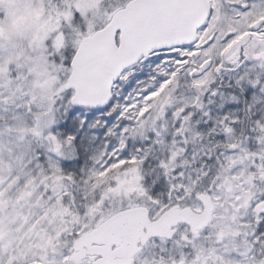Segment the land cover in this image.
Segmentation results:
<instances>
[{"label": "snow or ice", "instance_id": "snow-or-ice-1", "mask_svg": "<svg viewBox=\"0 0 264 264\" xmlns=\"http://www.w3.org/2000/svg\"><path fill=\"white\" fill-rule=\"evenodd\" d=\"M0 264H264V0H0Z\"/></svg>", "mask_w": 264, "mask_h": 264}]
</instances>
